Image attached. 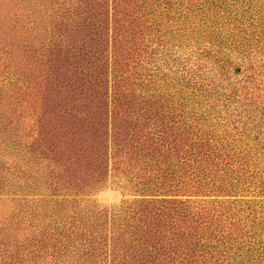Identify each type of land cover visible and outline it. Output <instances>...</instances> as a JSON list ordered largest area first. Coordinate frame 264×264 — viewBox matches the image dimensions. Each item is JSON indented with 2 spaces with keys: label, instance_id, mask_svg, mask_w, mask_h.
Returning a JSON list of instances; mask_svg holds the SVG:
<instances>
[{
  "label": "rangeland",
  "instance_id": "1",
  "mask_svg": "<svg viewBox=\"0 0 264 264\" xmlns=\"http://www.w3.org/2000/svg\"><path fill=\"white\" fill-rule=\"evenodd\" d=\"M113 1L0 0V240H11L0 247V264H119L123 240L130 243L125 232L142 233L157 213L170 227L172 208L197 210L199 202L248 222V208L264 217V196L253 187L236 196L186 195L182 160L161 146L182 137L173 103L200 114L189 80L199 74L218 94L236 88L235 99L251 84L264 102V0H227L226 9L210 0L222 8V38L242 32L246 55L202 42L197 11L130 24L121 13L116 21ZM215 50L228 61L226 75ZM153 102L169 108L147 112ZM228 103L206 120L217 138L227 133L224 117L240 108ZM241 111L264 132L259 118ZM154 163L158 188L149 178Z\"/></svg>",
  "mask_w": 264,
  "mask_h": 264
},
{
  "label": "trees",
  "instance_id": "2",
  "mask_svg": "<svg viewBox=\"0 0 264 264\" xmlns=\"http://www.w3.org/2000/svg\"><path fill=\"white\" fill-rule=\"evenodd\" d=\"M222 2L225 4L224 9L229 8L226 6L227 0ZM113 5L116 9V21L124 18V21L128 20L130 24H137L150 15L154 16L156 22L158 19L162 20L164 14L169 18L173 11L181 14L183 8L187 10V14L188 11H197L198 14H195L197 24L192 23L199 29V32L195 30L194 33L197 31L202 42L227 45L246 55L247 38L241 35L242 32L237 34L238 37L222 38L217 20V14L222 8L210 0H114ZM161 7L164 11L159 10ZM192 7L193 9H190ZM118 13L122 14V18H119ZM221 53L220 50H215L211 58L226 75L229 70L228 61L220 57ZM189 80L194 83L196 90L194 93L202 99L198 102L201 106L199 109L201 115L196 113L194 105L191 111L186 112L173 103L172 109L178 112L177 120L183 127L182 137H178L179 140L174 138L172 140L174 146L171 148L167 140L162 139L161 145L165 149L164 153H168V157L182 160L181 189L186 195L205 197L236 196L249 192L248 190L253 187L255 189L253 193L264 196V132L261 129L254 131L240 115L244 109L247 120L255 122L259 118L258 126H264L263 99L259 100L260 96L255 94L251 84L241 88L244 97L235 99L238 95L236 88L229 94L227 92L218 94L217 84H213L202 74ZM221 96H225L224 99ZM211 99L214 100L213 104H209ZM232 99L240 104V108L224 117L227 133L223 138H217L211 134L213 128L206 120L210 114H215L218 105L221 104L223 108L228 109L230 106L228 102ZM165 108L169 107L153 102L146 107V111L161 114ZM166 121L169 124L171 120ZM164 122L165 118L160 121L163 127ZM166 127L168 132L173 128ZM160 132L165 134L164 128ZM171 135L175 136L172 133ZM150 140L149 138L147 142ZM153 140L154 138L152 142ZM181 142L182 145L179 146ZM153 150L155 152V149ZM152 167L153 174L150 173L149 178L151 184L158 188L161 169L157 168L155 163ZM162 177L166 179L165 171ZM198 208L193 210L188 205L180 209L172 208L174 218L170 227H166L161 219L158 220L161 214L157 213L158 217H152L154 221L142 233L125 232L130 236V243L123 240V245L118 250L121 259L119 264H264V217L257 216L255 209L248 208L251 210L246 216L248 222L228 215L222 210L211 212L200 202ZM6 241L11 240L3 238L0 240V247Z\"/></svg>",
  "mask_w": 264,
  "mask_h": 264
}]
</instances>
